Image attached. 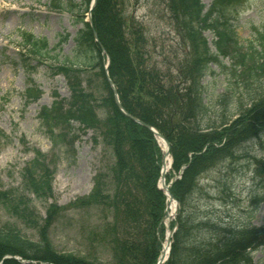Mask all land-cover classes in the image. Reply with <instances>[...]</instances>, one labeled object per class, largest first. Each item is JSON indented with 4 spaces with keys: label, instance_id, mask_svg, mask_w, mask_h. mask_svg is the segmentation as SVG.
Wrapping results in <instances>:
<instances>
[{
    "label": "trees",
    "instance_id": "1",
    "mask_svg": "<svg viewBox=\"0 0 264 264\" xmlns=\"http://www.w3.org/2000/svg\"><path fill=\"white\" fill-rule=\"evenodd\" d=\"M84 1V12H89L90 0ZM239 1L213 0L206 10L203 0H161L184 41L185 54V58L163 68L150 62L146 33L128 25L123 1L97 0L92 10L93 24L84 21L75 38L86 50L89 63L83 67L64 60L59 72L67 78L70 74L80 78L81 73L94 70L89 75L100 80L95 88L99 96L86 91L82 81L76 82L78 89L70 82V100L61 99L44 108L41 125L56 145L72 147L79 138L74 124L79 123L84 133L93 129L101 135L110 149L114 162L109 174L99 172L94 191L81 200L97 203V198L106 199L102 202L111 212L105 217L102 241L110 247L112 264H156L165 230L166 195L157 184L163 159L161 146L149 129L125 115L116 104L102 48L110 57L109 76L123 108L155 127L171 143V172L184 167L181 178L170 187L179 210L165 264H249L252 252L264 245V226L251 223L227 227L220 220L202 219L208 223L209 232L202 237L199 227L203 224L190 210L204 173L235 160L241 145L263 139L264 22L256 28L253 40L241 43L229 15ZM209 29L214 32L215 50L205 36ZM24 40L29 53L48 58L50 50L44 39L26 33ZM224 57H230L232 63L226 65L221 59ZM211 63L229 76V87L212 105L206 99L204 83L205 76L215 72ZM93 80L91 77L87 81L90 88ZM233 102L237 108L231 112L229 105ZM100 110L104 117H100ZM49 166L47 155L37 152L24 168V190L4 192L5 199H12L13 213L38 231L40 241H32L21 230L0 228V264H97L56 251L49 241L48 228L57 220L59 206L49 204L43 216L35 213L25 197L28 189L37 197L51 189ZM107 179L112 184L105 186ZM110 185H114L113 195L104 194ZM16 256L21 259L13 258Z\"/></svg>",
    "mask_w": 264,
    "mask_h": 264
},
{
    "label": "rangeland",
    "instance_id": "2",
    "mask_svg": "<svg viewBox=\"0 0 264 264\" xmlns=\"http://www.w3.org/2000/svg\"><path fill=\"white\" fill-rule=\"evenodd\" d=\"M122 1L128 25L135 30L142 28L146 33L151 63L166 68L168 64L185 58L182 52L184 41L161 0ZM84 2L0 0V228L21 230L32 241H40L38 231L28 227L13 213L12 199L4 198V192L24 190L22 175L26 163L40 152L47 155L50 165L51 189L41 197L28 189L25 197H28L35 213L43 216L49 204L57 203L59 206L57 220L48 228L51 245L59 253L86 258L97 264H112L110 247L102 241L106 228L105 217L111 212L102 202L106 199L97 198V203H82L81 200L94 191L99 172L109 174L114 162L111 151L101 135L97 136L93 129L84 133L79 123L74 124L79 138H75L72 147L56 145L40 119L42 110L51 108L55 101L70 100L73 95L70 82L78 89L76 82L79 84L82 81L86 91H93L95 96H99V90L95 88L100 80L89 75L94 70L81 73L80 78L74 74L67 78L59 72L64 67V60L76 61L77 65L83 67L89 63L84 52L86 50L75 39L84 28V21L93 24L92 12H84ZM93 2L90 0V5ZM203 2L207 10L213 0ZM231 13L230 21L239 41L247 44L254 39L256 28L264 22V0H240L238 7L231 9ZM26 33L47 42L50 50L48 58L27 51L24 40ZM205 36L211 49L215 50L212 42L214 32L206 30ZM27 53L30 55L26 56ZM102 54L107 68L106 52L103 50ZM221 59L226 65L232 63L230 57ZM210 66L215 72H209L204 83L206 99L212 105L229 87V76L217 64L211 63ZM91 77L94 79L93 89L87 82ZM236 108L234 102L229 105L231 112L236 111ZM99 113L100 117H104L102 110ZM161 149L162 169L165 154L163 146ZM237 153L235 160L221 163L200 178L190 210L203 224L199 227L202 237L209 234L208 223L202 219L211 222L220 220L227 227L247 223L264 225V134L262 140L254 139L241 145ZM169 157L173 158L172 154ZM172 170L173 167L167 172V184L176 181V177L180 178L184 171ZM160 181L161 175L158 187ZM105 183V186L107 183L112 184L109 179ZM113 189L114 185H110L104 194L113 195ZM162 191L164 195L167 194ZM169 202L166 196L165 205L170 207ZM175 208L169 225H164L157 260L164 252L168 233L173 231L177 222L179 203ZM164 223H167L166 219ZM250 259L249 264H264V245L253 251ZM27 262L24 260L23 263Z\"/></svg>",
    "mask_w": 264,
    "mask_h": 264
},
{
    "label": "water",
    "instance_id": "3",
    "mask_svg": "<svg viewBox=\"0 0 264 264\" xmlns=\"http://www.w3.org/2000/svg\"><path fill=\"white\" fill-rule=\"evenodd\" d=\"M97 3V0H94L93 4H92V8L96 5ZM94 35L95 37L97 38V33L96 31L94 32ZM98 40V39H96ZM102 50H104V48H102ZM105 52V50H104ZM111 60L109 59L108 60V65H107V68L110 64ZM107 78H108V81L113 89V92H114V96H115V100H116V104L118 105V107L121 109V111L127 115L128 117L132 118L133 120L137 121L138 123L142 124L143 126H145L147 129H149L156 137L157 139L159 140L160 144L162 143L161 141L165 142L166 144V149H164L165 151V158H164V161H163V166H162V172H161V181H160V188L161 189H164L167 193V195H169V201H176L174 196L172 195L171 191H170V185L173 183V181L171 182V184H167L166 183V174L168 172V168H167V157L168 156H171V152H170V149H171V144L170 142L167 140V138H165L155 127L151 126L150 124L148 123H145L143 121H141L140 119L136 118L135 116L131 115L130 113H128L122 106L121 102H120V99H119V96H118V92H117V89H116V86H115V83L113 82V80L110 78L109 74H108V71H107ZM173 163V160L170 161V167ZM177 179V177H176ZM176 203H178L176 201ZM166 214H167V217L165 218L167 220L168 216H169V205H167V209H166ZM164 219V220H165ZM175 230H171L168 235H167V240H166V246L164 247V252L160 255L158 261L156 264H164L167 259L169 258V253H170V249H171V245H172V240H171V237L173 236Z\"/></svg>",
    "mask_w": 264,
    "mask_h": 264
},
{
    "label": "bare ground",
    "instance_id": "4",
    "mask_svg": "<svg viewBox=\"0 0 264 264\" xmlns=\"http://www.w3.org/2000/svg\"><path fill=\"white\" fill-rule=\"evenodd\" d=\"M162 142V145L163 147L166 149V144L165 142L161 141ZM169 164H170V157L167 158V168L169 169ZM170 203V207H169V216H168V219L167 221L170 222L172 217L174 216V212H175V202H169Z\"/></svg>",
    "mask_w": 264,
    "mask_h": 264
}]
</instances>
